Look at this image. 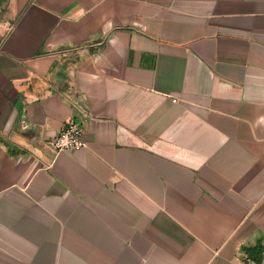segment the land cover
<instances>
[{
  "label": "crops",
  "instance_id": "obj_1",
  "mask_svg": "<svg viewBox=\"0 0 264 264\" xmlns=\"http://www.w3.org/2000/svg\"><path fill=\"white\" fill-rule=\"evenodd\" d=\"M1 7L0 264H264V0Z\"/></svg>",
  "mask_w": 264,
  "mask_h": 264
},
{
  "label": "built area",
  "instance_id": "obj_2",
  "mask_svg": "<svg viewBox=\"0 0 264 264\" xmlns=\"http://www.w3.org/2000/svg\"><path fill=\"white\" fill-rule=\"evenodd\" d=\"M177 101V99H174ZM48 144L55 153L63 150H79L87 146L84 139V127L81 120L70 118L68 119L60 131L52 136Z\"/></svg>",
  "mask_w": 264,
  "mask_h": 264
},
{
  "label": "trees",
  "instance_id": "obj_3",
  "mask_svg": "<svg viewBox=\"0 0 264 264\" xmlns=\"http://www.w3.org/2000/svg\"><path fill=\"white\" fill-rule=\"evenodd\" d=\"M248 256H252L254 257L256 260H259L260 258V253H262V246L259 245V246H256V247H246L245 248Z\"/></svg>",
  "mask_w": 264,
  "mask_h": 264
},
{
  "label": "rangeland",
  "instance_id": "obj_4",
  "mask_svg": "<svg viewBox=\"0 0 264 264\" xmlns=\"http://www.w3.org/2000/svg\"><path fill=\"white\" fill-rule=\"evenodd\" d=\"M3 1H4V0H0V13H1V11H2V7H1V5H2Z\"/></svg>",
  "mask_w": 264,
  "mask_h": 264
}]
</instances>
